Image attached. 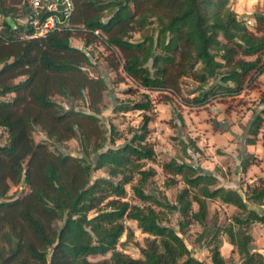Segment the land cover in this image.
Returning a JSON list of instances; mask_svg holds the SVG:
<instances>
[{
	"label": "trees",
	"instance_id": "trees-1",
	"mask_svg": "<svg viewBox=\"0 0 264 264\" xmlns=\"http://www.w3.org/2000/svg\"><path fill=\"white\" fill-rule=\"evenodd\" d=\"M71 1L70 15L62 19L66 27L25 38L30 29L18 22L28 11L24 2L19 12L0 0V98L11 95L0 99V127L6 133V142L0 144V264H206L190 255L182 238L150 206L177 212L181 233L191 221L203 224L206 200H219L240 212L231 217V224L212 226L207 264H226L218 248L220 231L235 248L238 264H264L263 256L251 250L247 233L252 223L264 225V213L247 207V202L264 205V183L248 188L242 197L235 189L215 187L213 175L171 158L163 170L185 184L175 203L145 193L142 187L152 170L141 169L139 161L153 158L145 142L149 116L143 114L128 142L103 149L117 137L112 129L105 136L95 115L105 83L86 75L82 65L89 63L87 54L70 44L74 37L84 47L99 41L110 49L109 66H120L140 87L173 94L187 106H202L215 97L238 95L264 73V14L253 16L251 30L230 9L228 0ZM5 16L15 21L14 30ZM152 24L155 36L144 35L139 41L126 38ZM182 77L196 84V94L190 98L180 96ZM53 94L68 101L86 97L92 113L65 109L51 99ZM149 106L145 99L116 110L147 111ZM260 120L254 117L249 134H256ZM35 129L54 143L75 138L82 156L35 142L31 136ZM247 163L242 162L243 170ZM100 169L107 176L91 181V172ZM134 173L138 179L130 188L147 205L122 200ZM22 181L27 192L7 197L10 184ZM192 203L197 205L195 211ZM90 211L93 215L88 217ZM124 218L135 221L140 232L151 237L139 249L140 258L115 249L127 231ZM106 253L108 260L87 259Z\"/></svg>",
	"mask_w": 264,
	"mask_h": 264
},
{
	"label": "rangeland",
	"instance_id": "rangeland-1",
	"mask_svg": "<svg viewBox=\"0 0 264 264\" xmlns=\"http://www.w3.org/2000/svg\"><path fill=\"white\" fill-rule=\"evenodd\" d=\"M23 0H2L4 7H12L20 12ZM228 6L238 18L245 21L247 27L253 30V16L264 14V0H228ZM106 12L102 20H106ZM2 16L0 14V21ZM23 24V18L18 19ZM144 35H156L154 25H148L140 31H131L126 38L139 41ZM72 46L81 48L89 58V63L82 65L86 75L92 78H101L105 89L101 92L98 104L99 119L105 136L116 132V139L111 144L106 142L103 149L118 147L128 142L133 130L140 126L143 114L149 116L147 124L148 134L145 142L153 150L151 160H140L141 169L152 170V175L143 185L147 194H152L161 202L174 204L177 193L185 184L177 175L168 174L163 170V164L173 158L177 162H185L198 168L201 172L209 173L216 178L215 187L235 189L242 197L245 191L253 186L264 183V73L258 75L251 87L244 89L232 97H215L209 99L202 106H187L180 102V97L165 91L149 90L140 87L131 77L124 74L120 66L114 69L109 66L110 49H106L99 41L84 47L82 42L74 37L70 39ZM121 62V56L114 51ZM149 65V64H148ZM16 79L15 81H17ZM196 84L187 77L179 79L180 96L195 95ZM11 95H6L8 99ZM51 99L66 108L84 113H92L87 107V98L84 100H66L58 94L51 95ZM148 99L150 106L147 111L129 109L118 111L117 108L130 106L133 102ZM261 120L255 135L249 134V128L254 117ZM31 136L35 142L44 141L51 150L60 151L73 157H81L82 153L75 138H70L62 143H54L47 139L38 129L32 131ZM247 140H253L248 143ZM6 142V133L0 127V144ZM196 148V150L194 149ZM91 156V155H90ZM248 160L245 169L242 162ZM105 170L91 172V181L98 177H106ZM117 176L114 180L119 179ZM137 174H133L130 184L124 186L125 195L122 200L129 204L139 206L147 205L138 200L130 188L136 184ZM27 192L24 185H11L6 196H14L20 192ZM159 212L162 223L173 228L182 238L190 255L204 263H209V248L207 245L211 236L213 225L223 228L231 224V217L240 214L232 205L219 200H206L207 214L203 224L191 221L183 232H179V216L174 210L150 204ZM249 209L264 213V205L258 206L247 202ZM192 210L197 209L195 203L191 204ZM90 211L88 217L92 216ZM58 225L60 223H57ZM127 228L119 237L115 249L130 257L140 258L139 249L144 247L145 240L151 237L140 232L133 220L123 219ZM235 228V227H234ZM251 236V250L259 252L264 258V225L252 223L247 229ZM219 252L226 264H238L239 259L235 248L229 244L227 236L220 231L217 235ZM109 253L104 255L88 256L89 261L108 260Z\"/></svg>",
	"mask_w": 264,
	"mask_h": 264
},
{
	"label": "built area",
	"instance_id": "built-area-1",
	"mask_svg": "<svg viewBox=\"0 0 264 264\" xmlns=\"http://www.w3.org/2000/svg\"><path fill=\"white\" fill-rule=\"evenodd\" d=\"M23 2L28 11L22 23L30 29L29 33L23 35L25 38L44 36L50 31L66 27L67 24L62 19L70 15L73 7L71 0H60V9L55 0H23Z\"/></svg>",
	"mask_w": 264,
	"mask_h": 264
},
{
	"label": "water",
	"instance_id": "water-1",
	"mask_svg": "<svg viewBox=\"0 0 264 264\" xmlns=\"http://www.w3.org/2000/svg\"><path fill=\"white\" fill-rule=\"evenodd\" d=\"M55 1L58 4L57 7L60 9L61 8L60 0H55ZM4 21L12 30H14L17 27L15 21L9 16H5ZM23 183L24 182L22 181L21 185H23Z\"/></svg>",
	"mask_w": 264,
	"mask_h": 264
}]
</instances>
